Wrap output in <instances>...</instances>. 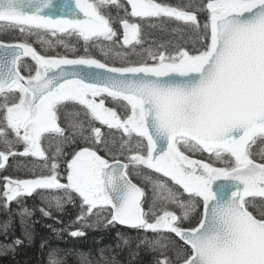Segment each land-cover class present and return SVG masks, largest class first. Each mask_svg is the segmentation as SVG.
<instances>
[{
  "label": "snow or ice",
  "instance_id": "6c2138e0",
  "mask_svg": "<svg viewBox=\"0 0 264 264\" xmlns=\"http://www.w3.org/2000/svg\"><path fill=\"white\" fill-rule=\"evenodd\" d=\"M8 32L25 41L0 42V169L37 162L17 164L30 178L3 177L0 254L34 240L22 200L40 195L45 217L79 209L72 238L101 225L142 232L134 249L117 233L133 258L143 247L155 264H264V0H0ZM29 39L72 53L82 41L85 54L42 55ZM41 247L47 264H120L111 245Z\"/></svg>",
  "mask_w": 264,
  "mask_h": 264
},
{
  "label": "trees",
  "instance_id": "16d2710c",
  "mask_svg": "<svg viewBox=\"0 0 264 264\" xmlns=\"http://www.w3.org/2000/svg\"><path fill=\"white\" fill-rule=\"evenodd\" d=\"M165 2L171 3L173 5H180L186 2V0H165ZM203 20V17H201ZM171 27H176V24H172ZM154 35L160 37L162 39H168L164 33H161L159 30H154ZM0 41L3 42H24L25 37L21 35L19 32H8V33H0ZM28 42L33 44V47L37 49L42 55H84L82 41L77 46L78 51L72 53L69 50H66L63 47L57 46L54 49H46L40 46L34 39H29ZM74 42V41H73ZM90 55L95 56L98 59L106 60L109 64L114 66H120V61L112 58L105 57L98 47H93L90 49ZM132 62H139L141 60L140 56H132ZM24 62L27 64H32L29 58H24ZM22 74L27 75V72L24 71ZM106 106L108 107H117V105L109 98L105 101ZM117 110L120 109L117 107ZM97 126H100L97 123ZM102 131L107 132L106 126L102 128ZM84 144H80L77 147H83ZM102 147V146H101ZM19 150H22V146H19ZM68 155L66 159L71 158L72 148H68L65 150ZM100 154L105 155L104 151H101ZM106 158H110L107 157ZM194 159L205 160L209 163H214V166L222 167L224 166L221 163L214 162L213 158H211L207 153H197ZM31 157H16L10 158L8 165L5 169L0 170V185L3 183V177L10 176L13 178H29L30 174L24 169H18V163H25L28 165H32L34 162ZM126 162V161H125ZM60 172L61 175L66 174V163L64 159L60 160ZM134 182L142 184V180L140 177H137L135 173H133ZM150 191V189H149ZM2 203V201H0ZM22 203L26 205L29 209L34 212L32 220L34 223V240L32 242H25V244L21 247H18L16 251L9 252L6 255L0 254V264H47V252L48 248L41 247L42 242H46L50 247H57L60 249L71 251L73 249L77 250H95L101 246L111 245L114 249L115 254L117 255L118 261L120 264H155V254L149 252L146 248H140L138 250V255L133 257L129 256V248H124L123 250L116 248V244L118 243L117 233H121L131 240V248L136 247L137 239L142 237L144 234L142 232H138L136 230L130 229L128 227H123L118 224L114 226L104 228L101 225L99 228H85L86 232L85 237L81 238H72L67 230L69 225H72L73 228L80 227L78 224H73L72 222L75 220L78 215L79 209L69 204L66 205V210L64 212H58L55 208L51 209L52 218L45 217L41 214L39 209L41 207H46V201L42 199L40 195H33L32 197H25L22 200ZM18 208L17 204H12V212L14 213ZM7 213L3 208H0V221H2L6 217ZM186 227L195 226V223L185 224ZM53 229H57L60 231H53ZM71 230V229H68ZM21 236V229L19 223H16L13 230L9 233V239H13L15 237ZM151 236V233H149ZM3 241V236H0V242ZM2 251V250H0ZM67 264H78L75 256H70Z\"/></svg>",
  "mask_w": 264,
  "mask_h": 264
},
{
  "label": "rangeland",
  "instance_id": "374dc122",
  "mask_svg": "<svg viewBox=\"0 0 264 264\" xmlns=\"http://www.w3.org/2000/svg\"><path fill=\"white\" fill-rule=\"evenodd\" d=\"M38 43V42H37ZM40 44V43H39ZM40 46L41 47H43V48H46V49H49V48H47L46 46H42L41 44H40ZM22 146V145H21ZM20 151H22V150H20ZM32 159H35V158H32ZM34 162L36 161V159L35 160H33ZM37 162V161H36ZM62 176H66V174H63ZM30 178V177H29ZM62 182H66V180H64V181H62Z\"/></svg>",
  "mask_w": 264,
  "mask_h": 264
},
{
  "label": "water",
  "instance_id": "95a60500",
  "mask_svg": "<svg viewBox=\"0 0 264 264\" xmlns=\"http://www.w3.org/2000/svg\"><path fill=\"white\" fill-rule=\"evenodd\" d=\"M0 42H3V41H0ZM4 43H7V42H4ZM10 43H15V42H10ZM26 58H30V57H26ZM31 59V58H30ZM32 61V60H31ZM33 62V64H35V62L34 61H32ZM1 170V169H0ZM119 225V224H118ZM121 226V225H120ZM123 227H126V226H123Z\"/></svg>",
  "mask_w": 264,
  "mask_h": 264
},
{
  "label": "flooded vegetation",
  "instance_id": "af4514ba",
  "mask_svg": "<svg viewBox=\"0 0 264 264\" xmlns=\"http://www.w3.org/2000/svg\"><path fill=\"white\" fill-rule=\"evenodd\" d=\"M33 64V63H32ZM33 66H34V64H33Z\"/></svg>",
  "mask_w": 264,
  "mask_h": 264
}]
</instances>
